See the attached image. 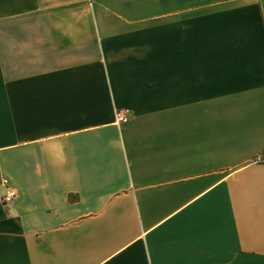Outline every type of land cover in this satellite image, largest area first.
I'll list each match as a JSON object with an SVG mask.
<instances>
[{"label":"crops","instance_id":"1","mask_svg":"<svg viewBox=\"0 0 264 264\" xmlns=\"http://www.w3.org/2000/svg\"><path fill=\"white\" fill-rule=\"evenodd\" d=\"M262 151L264 0H0V264H264Z\"/></svg>","mask_w":264,"mask_h":264},{"label":"built area","instance_id":"2","mask_svg":"<svg viewBox=\"0 0 264 264\" xmlns=\"http://www.w3.org/2000/svg\"><path fill=\"white\" fill-rule=\"evenodd\" d=\"M116 118H117L118 123H126L130 119L127 110L118 111ZM251 164L264 165V151L255 155L251 161ZM2 185L5 189V195L3 197L4 203L8 204V203H12L13 201H15L18 197V193L12 187L11 182L8 179H4Z\"/></svg>","mask_w":264,"mask_h":264},{"label":"trees","instance_id":"3","mask_svg":"<svg viewBox=\"0 0 264 264\" xmlns=\"http://www.w3.org/2000/svg\"><path fill=\"white\" fill-rule=\"evenodd\" d=\"M73 200H76L75 198H72Z\"/></svg>","mask_w":264,"mask_h":264}]
</instances>
